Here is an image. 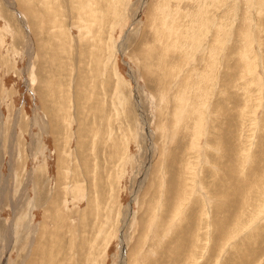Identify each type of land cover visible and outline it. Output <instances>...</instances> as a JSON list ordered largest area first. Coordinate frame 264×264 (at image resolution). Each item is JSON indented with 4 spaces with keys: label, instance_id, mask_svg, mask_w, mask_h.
Segmentation results:
<instances>
[{
    "label": "rangeland",
    "instance_id": "obj_1",
    "mask_svg": "<svg viewBox=\"0 0 264 264\" xmlns=\"http://www.w3.org/2000/svg\"><path fill=\"white\" fill-rule=\"evenodd\" d=\"M129 261L264 264V0H0V264Z\"/></svg>",
    "mask_w": 264,
    "mask_h": 264
},
{
    "label": "bare ground",
    "instance_id": "obj_2",
    "mask_svg": "<svg viewBox=\"0 0 264 264\" xmlns=\"http://www.w3.org/2000/svg\"><path fill=\"white\" fill-rule=\"evenodd\" d=\"M16 4H18V3H16ZM21 4V3H20ZM18 6H20V5H18ZM165 10V9H164ZM96 12V11H95ZM84 13H85V10H84ZM164 14V13H163ZM25 16V15H24ZM83 18V17H82ZM91 21V20H90ZM82 22L83 23H85V24H83V26L84 25H88V22H89V19H82ZM94 22V21H93ZM81 23V22H80ZM175 23V22H174ZM82 24V23H81ZM92 24V23H91ZM164 24V23H163ZM82 26V27H83ZM89 26V25H88ZM88 26H86V28L88 27ZM84 28V27H83ZM170 28V27H169ZM83 34V33H82ZM169 37V36H168ZM196 37V36H195ZM170 38V37H169ZM192 38V37H191ZM190 38V39H191ZM99 49V48H98ZM39 55V54H38ZM77 80V79H76ZM71 87V86H70ZM196 90V89H195ZM189 99V98H188ZM104 106V105H103ZM175 120H176V118H175ZM178 120V119H177ZM182 121V120H181ZM163 126V125H162ZM197 127V126H196ZM198 127H199V125H198ZM203 128H204V126H203ZM161 129L163 130L164 128H162L161 127ZM161 130V131H162ZM170 132V131H169ZM163 133V132H162ZM173 134V133H172ZM171 134V135H172ZM98 136V135H97ZM167 136V135H166ZM14 138V137H13ZM123 138V137H122ZM117 143V142H116ZM122 143H123V141H122ZM81 144V143H80ZM80 144H78L79 146H80ZM166 144V143H165ZM92 145V144H91ZM110 145V144H109ZM115 145V144H114ZM125 145H127V142H126V144ZM116 146V145H115ZM115 146H113L114 148H115ZM121 142H118V148L120 149L121 147ZM81 147V146H80ZM95 147V146H94ZM124 148V147H123ZM190 148V147H189ZM127 149V148H126ZM192 149V148H191ZM190 149V150H191ZM93 150V149H92ZM116 150H117V148H116ZM164 151H165V149H163V146H161L160 147V151H159V158L158 159H161V160H159L160 161V163L162 162V157L165 155L164 154ZM80 152V151H79ZM81 152H82V150H81ZM166 152V151H165ZM191 152V151H190ZM79 154V153H78ZM83 154V153H82ZM93 154V153H92ZM84 155V154H83ZM166 156V155H165ZM86 157V156H85ZM94 157V156H93ZM124 158V157H123ZM163 158H165V157H163ZM189 158V157H188ZM128 159V158H127ZM95 160V159H94ZM121 160V159H120ZM96 161V160H95ZM74 162H75V164H76V166H75V169L76 170H78L79 169V171H80V173H81V175H82V177H84L85 179H86V181L88 182V186H89V188H90V190H91V187H93L92 186V184L93 183H95L96 182V173H95V171L94 170H90V168L88 167L89 165H88V163L89 162H86L84 159H83V157L81 156V157H78L77 158V160H74ZM93 167V166H92ZM79 171H78V173L77 172H75L74 171V173H77V175H79ZM80 175V176H81ZM198 175V173L196 174L195 173V175H191L190 177H192V180H194L195 179V177ZM74 176V175H73ZM76 178H78L77 176H75ZM60 178V177H59ZM83 178V179H84ZM78 179H80V178H78ZM145 179V178H144ZM189 179L188 178H182V179H180V181H182V182H184L185 184L187 183V181H188ZM79 181V180H78ZM85 181V180H84ZM82 182V181H81ZM187 185V184H186ZM83 186V185H82ZM152 186V185H151ZM151 186L149 187V188H151ZM153 187V186H152ZM148 189V188H147ZM89 190V191H90ZM79 191H81L80 189H79ZM153 192V191H152ZM92 193V192H91ZM89 194L88 195V206H93V204L95 203V199H93V195L92 194ZM81 194V193H80ZM98 200V199H97ZM48 202V201H47ZM191 203V202H190ZM50 204V203H49ZM161 204V203H160ZM189 202H187V200L185 201V207H186V209H189V208H191V206L189 207ZM191 205V204H190ZM166 207V206H165ZM241 209V208H240ZM190 210V209H189ZM179 211H181V209L179 210ZM179 211H177L178 213H179ZM185 216V214L184 213H182L180 216H177V218H179V221H181L182 220V216ZM189 217V216H188ZM190 217H191V215H190ZM129 263L131 264L132 262L131 261H129ZM133 264V263H132Z\"/></svg>",
    "mask_w": 264,
    "mask_h": 264
}]
</instances>
